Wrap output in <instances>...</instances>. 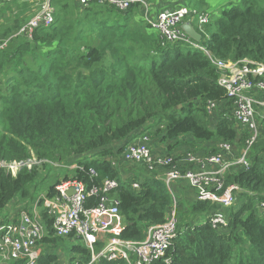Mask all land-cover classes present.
<instances>
[{"label":"trees","instance_id":"obj_1","mask_svg":"<svg viewBox=\"0 0 264 264\" xmlns=\"http://www.w3.org/2000/svg\"><path fill=\"white\" fill-rule=\"evenodd\" d=\"M51 5L53 23L36 29L31 39L17 34L32 15L27 9L8 13L14 21L0 24V162L37 163L16 173L0 168V214L28 196L39 172L75 166L43 196H55V188L69 179L99 191L104 181H116L121 241H144L147 229L163 224L176 204V231L164 256L151 264H264V107L255 106L260 133L248 150L249 168L234 166L225 175L219 195L237 189L227 211L206 200L179 205L163 179L124 181L114 166L125 149L118 145L143 136L170 142L169 150L191 138L231 145L232 160L242 154L250 133L235 121L234 99L218 85L221 73L212 61L264 66V8L244 2L208 20L196 43L206 54L180 43L162 44L138 6L122 12L72 0ZM248 79L264 82V73ZM252 93L264 102V93ZM82 156L89 160L80 161ZM97 204L98 196L86 201L87 208ZM219 212L227 220L225 230L209 222ZM41 218L47 235L38 243L43 249L38 264H90L91 253L79 239L54 237L45 211ZM103 246L95 243L94 254ZM93 264L126 262L102 258Z\"/></svg>","mask_w":264,"mask_h":264},{"label":"built area","instance_id":"obj_2","mask_svg":"<svg viewBox=\"0 0 264 264\" xmlns=\"http://www.w3.org/2000/svg\"><path fill=\"white\" fill-rule=\"evenodd\" d=\"M73 1L81 7L98 3L122 12L133 6H138L143 20L156 31L162 44L164 42L180 43L206 53L182 30L184 20L191 15L197 16L199 29L207 24L208 16L204 13L189 11L186 7L181 6L176 10H163L153 14L151 0ZM14 2H26L36 8V12L19 29L18 35L31 39L36 29L49 27L53 23V9L50 0H0V6ZM212 62L221 73L218 85L225 89L229 98L234 99L235 121L250 133V138L246 141V147L242 154L236 160H232L229 158L233 151L232 146L220 143L217 152L212 155L196 156L193 153H187L183 160L187 166L184 169L173 156H154L148 147L149 138L143 136L136 143L127 145L122 155L127 161L145 164L149 168L163 169V181L170 192H172L171 186L174 182L186 181L196 191L198 200L211 201L219 205L221 209H226L236 202L233 191L237 189L230 187L219 195L224 186L225 175L234 166H240L242 169L249 168L248 150L260 133L256 121L258 113L255 106L264 107V102L256 100L252 92L264 93V82L252 83L248 79V75L262 76L264 66L248 60L226 63ZM209 106L212 108L213 104ZM2 164L5 169L26 165V163ZM90 174L94 175V172L91 171ZM133 187L136 189L138 185L134 184ZM117 189L118 183L111 180L104 181L100 191L95 187H87L76 180L62 181L55 188V196L46 198L41 195L35 200L30 210L25 208L19 210L17 223L0 221L1 262L21 260L23 264H38L43 252L38 243L47 235L46 228L42 223L41 211H45L51 219L54 237L65 239L72 236L85 245L91 253L90 264L102 258L108 260L119 258L126 264H151L162 258L176 231L175 206L171 208L163 224L147 229L144 241H121L117 237L122 224L118 212L119 202L116 197L112 196ZM68 191H72L71 196H67ZM92 196H98V204L95 208H87L86 201ZM261 206L264 207V203ZM209 222L216 230L227 228V220L220 212L209 217ZM101 239L104 240V246L98 254H94L93 246ZM165 262L168 264L167 261Z\"/></svg>","mask_w":264,"mask_h":264},{"label":"crops","instance_id":"obj_3","mask_svg":"<svg viewBox=\"0 0 264 264\" xmlns=\"http://www.w3.org/2000/svg\"><path fill=\"white\" fill-rule=\"evenodd\" d=\"M27 5L29 6V8L27 9L29 11L27 13H30V11H31V14L33 15L36 11L35 7L31 4H27ZM151 6H152L151 11L153 14L160 12V11H163V10H170V11L176 10L179 7H181V6H175L174 4H171V3H163L160 0H156V2L154 0H151ZM20 8H21L20 12L22 10H24V7H20ZM10 11H11V9H10ZM186 20H188L187 22H189L192 25L193 29L196 32H197V30H199L198 23H197V26L195 28V26L193 25V23L191 22V19H189V17H187L185 19V23H186ZM137 138L133 139V140L129 139L127 141V143H121L118 146L120 147V146L125 145L124 147H126L127 146L126 144H128L129 142L134 143V142L138 141ZM183 139L185 140L186 138H183ZM185 142L186 143L183 146H175V147H172V150H169V146H171L170 142L161 143L160 140L150 139L149 140V149L151 150V153L154 156H163L166 154L173 156L179 162L181 168L186 169L187 166L185 165L183 160H184V157L187 153H193L196 156H205L207 153L211 152L212 150L217 149V147L219 145L218 142H206V143L195 142L191 138L186 139ZM235 153L238 155V151H235ZM231 157H233V151H232V154L229 158H231ZM114 166L116 167V169L119 172L120 179L124 180V181L129 180L133 177H136L138 180H141L144 177H158V178L163 179V176H164V170L163 169L146 167L147 170H145L144 168L141 167V163H135L132 161H127L124 159L123 155H118L114 158ZM171 190H172V194H173L174 199L179 203V205L185 204L187 201L198 200L197 195H196V191L194 189H192L186 181L174 182L171 186ZM112 196H114V195H112ZM15 204L16 203H13L12 205L8 206V211L4 217V218H6V221H4V222H12L13 224L18 222V212L14 213V212L10 211V208H12ZM175 205H173V206H175ZM223 211H227V209H224ZM100 242L103 243L104 240L101 239ZM61 256H63V255H61ZM63 260H66L65 255L63 256Z\"/></svg>","mask_w":264,"mask_h":264},{"label":"rangeland","instance_id":"obj_4","mask_svg":"<svg viewBox=\"0 0 264 264\" xmlns=\"http://www.w3.org/2000/svg\"><path fill=\"white\" fill-rule=\"evenodd\" d=\"M154 1L156 2V0H154ZM160 1L163 3H171V4H174L175 6H184L189 11H195L197 13L203 12L208 16V20H213V19L218 18L222 11L227 10L231 7H241V5L244 2H246L247 4L253 3V4H256L257 6H259L261 8H264V0H160ZM50 3H51V0H50ZM27 4L28 3H26V2H24V3H20V2L15 3L14 2V3H6V5L0 6V11L2 9L4 11V12H0V24L3 25V24L10 22L9 20H11V18H14L15 15L20 13V10H21L20 7H24V12L26 13V9L29 8V6ZM51 7H52L53 13H54V8L52 5H51ZM10 9H11V11H10ZM13 12L15 15L9 17V15H11V14H8V13H13ZM149 15H150V13H149ZM14 19L11 21H14ZM189 19H191V22L193 23V25L196 28L197 19H198L197 16L191 15V16H189ZM187 21L188 20H186V22ZM184 22H185V20H184ZM151 31L153 33H156V31L153 29ZM79 160L85 161V160H89V158L87 156H82L79 158ZM35 164H37V163L33 159V160L29 161L28 163H26V165H23V166L18 165V166L12 167V168L7 169V170L12 172V173H16L20 168H22L24 166L31 167L32 165H35ZM2 165H3L2 162H0V168L4 169L5 167H3ZM54 166L57 167V165H54ZM74 168H75V166H72L69 168H67V167L58 168V169L53 168L47 174L44 171L39 172L35 181L31 185H29L26 189L28 191V196L24 199L18 198L16 204L12 208H10V211L16 213L19 210H22L24 208L30 210L33 203L39 197V195H44L45 192L48 190V188L51 187L56 180H63V177L65 175H67V176L71 175V172ZM41 170H43V169H40L39 171H41ZM44 175H46L45 176L46 178L44 177ZM31 187H33V189ZM10 205H12V204H10ZM10 205H8V206H10ZM8 206L5 208V210H3L1 212L0 221H2L3 218L5 217V215L8 211ZM74 244L77 245L80 243L78 241H74ZM69 255L67 256L68 258H69ZM0 262H1V260H0Z\"/></svg>","mask_w":264,"mask_h":264},{"label":"water","instance_id":"obj_5","mask_svg":"<svg viewBox=\"0 0 264 264\" xmlns=\"http://www.w3.org/2000/svg\"><path fill=\"white\" fill-rule=\"evenodd\" d=\"M182 30L194 42L198 43L200 41V35L193 29L192 25L189 22H186L182 25ZM66 194L67 196H71L72 191H68Z\"/></svg>","mask_w":264,"mask_h":264}]
</instances>
